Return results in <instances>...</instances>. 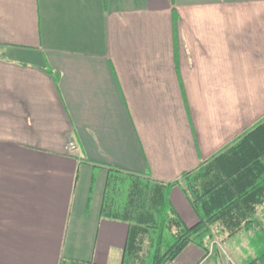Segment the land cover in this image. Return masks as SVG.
Returning <instances> with one entry per match:
<instances>
[{"label": "crops", "instance_id": "0c3cea01", "mask_svg": "<svg viewBox=\"0 0 264 264\" xmlns=\"http://www.w3.org/2000/svg\"><path fill=\"white\" fill-rule=\"evenodd\" d=\"M263 117L264 0H0V264H119L107 168L171 182Z\"/></svg>", "mask_w": 264, "mask_h": 264}, {"label": "trees", "instance_id": "16d2710c", "mask_svg": "<svg viewBox=\"0 0 264 264\" xmlns=\"http://www.w3.org/2000/svg\"><path fill=\"white\" fill-rule=\"evenodd\" d=\"M100 200L101 217L126 222L128 231L119 264H162L175 259L194 243L216 256L217 237L253 229L264 237V117L196 168L171 182L148 174L111 166L107 168ZM179 185L193 209L197 223L187 226L169 199V189ZM90 184L89 194L91 193ZM264 212V210H262ZM263 233V234H262ZM249 236V241L254 240ZM262 235V236H261ZM242 264H264V246ZM59 264H94L61 258Z\"/></svg>", "mask_w": 264, "mask_h": 264}, {"label": "rangeland", "instance_id": "374dc122", "mask_svg": "<svg viewBox=\"0 0 264 264\" xmlns=\"http://www.w3.org/2000/svg\"><path fill=\"white\" fill-rule=\"evenodd\" d=\"M96 173L93 172L92 176V188L90 193V200L93 195L94 190V182L96 180ZM260 216H263L264 213L262 210L258 211ZM253 229L248 231L242 230L232 236H226V234L217 237L216 242L214 244L218 247L217 255L211 256L208 261L204 264H242L241 260H249L250 258H254L256 255L253 253V245H258L259 247L264 246V237L252 235ZM263 234V233H262ZM253 236L254 240L249 241V236ZM264 235V234H263ZM262 236V235H261ZM264 259V256L263 258ZM258 264H261L259 258H257Z\"/></svg>", "mask_w": 264, "mask_h": 264}, {"label": "built area", "instance_id": "2783aa9c", "mask_svg": "<svg viewBox=\"0 0 264 264\" xmlns=\"http://www.w3.org/2000/svg\"><path fill=\"white\" fill-rule=\"evenodd\" d=\"M68 147L71 149V148H74L75 145H74V143L71 142ZM162 264H177V262L175 259H169V260H166L165 262H163Z\"/></svg>", "mask_w": 264, "mask_h": 264}]
</instances>
